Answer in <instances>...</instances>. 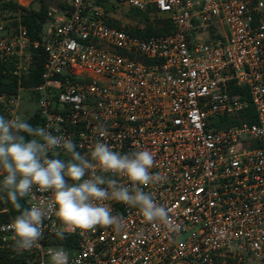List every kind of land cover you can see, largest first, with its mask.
Returning <instances> with one entry per match:
<instances>
[{
    "label": "built area",
    "instance_id": "1",
    "mask_svg": "<svg viewBox=\"0 0 264 264\" xmlns=\"http://www.w3.org/2000/svg\"><path fill=\"white\" fill-rule=\"evenodd\" d=\"M32 1L0 0V67L20 83L42 51L43 82L0 93V115L22 118L27 92L39 126L89 159L96 142L151 151L150 172L164 179L140 187L169 222L153 225L138 208L107 201L126 229L59 240L53 215L38 249L17 253L13 233L0 230V264H51L57 248L69 264H264V0H68L49 8L39 39L21 22ZM123 9L169 19L171 32L136 35L116 24ZM34 193L27 208L51 197ZM12 220L0 201V226Z\"/></svg>",
    "mask_w": 264,
    "mask_h": 264
},
{
    "label": "clouds",
    "instance_id": "2",
    "mask_svg": "<svg viewBox=\"0 0 264 264\" xmlns=\"http://www.w3.org/2000/svg\"><path fill=\"white\" fill-rule=\"evenodd\" d=\"M60 151L71 158L60 159ZM49 153L55 155L50 157ZM90 157L77 151L71 138L54 134L49 126H33L19 115L13 119L0 115V201L11 203L19 211L22 198L34 197V188L51 193L50 198H42L20 211L10 224L0 226V230L13 233L14 251L41 248L44 220L53 215L59 223L52 224L51 230L59 240L77 230L94 231L98 226L115 231L126 229L124 218L114 215L107 201L138 208L153 225L169 222V210L140 187L164 179L150 172L155 164L151 151L122 154L107 143L96 142ZM98 173L127 178L131 184H121ZM49 255L51 264H69L63 248L50 249Z\"/></svg>",
    "mask_w": 264,
    "mask_h": 264
},
{
    "label": "trees",
    "instance_id": "3",
    "mask_svg": "<svg viewBox=\"0 0 264 264\" xmlns=\"http://www.w3.org/2000/svg\"><path fill=\"white\" fill-rule=\"evenodd\" d=\"M100 1L101 3L104 4L109 0H100ZM37 2L40 5L39 10H35L30 7L29 8L20 7L22 11H24V13L21 15V22L27 28L30 36L34 39H39V34L42 31L43 25L48 20V10H49L48 6L46 5V0H37ZM9 6L14 9L19 8V6L13 3H11ZM133 11L137 14H142L146 18H149V15L145 13H140L136 10ZM156 20L159 26H153L152 24H150L147 27L146 32H142L141 30H135L132 32L136 35H140L143 37H147L153 34L165 35L171 32V23L169 19L156 18ZM44 63H45V55L42 51H38L37 54L35 55L33 67L30 69L28 75H25L21 78L20 83L16 77L12 76L10 69H6L8 70V72L5 74L4 73L5 68L0 67V93L5 92L8 94H16L19 85L26 89L39 86L43 82L42 76L44 73ZM24 120H26L28 123H30L33 126H39L41 122L39 115L36 112L31 117ZM20 202L22 204V209L19 211L11 203H8L10 207V216L12 219H14L15 216L19 215L20 211H22L24 208H27L26 198H22Z\"/></svg>",
    "mask_w": 264,
    "mask_h": 264
},
{
    "label": "rangeland",
    "instance_id": "4",
    "mask_svg": "<svg viewBox=\"0 0 264 264\" xmlns=\"http://www.w3.org/2000/svg\"><path fill=\"white\" fill-rule=\"evenodd\" d=\"M67 1L68 0H46V5L48 8H60L64 7ZM29 7L39 10L40 5L37 0H33ZM156 18H146L142 14L135 13L133 10L123 9L116 15V23L123 24L132 31L141 29L142 32H146L150 24L159 26ZM21 110L23 119L31 117L36 112V103L34 100L30 99V95L27 92L21 93Z\"/></svg>",
    "mask_w": 264,
    "mask_h": 264
},
{
    "label": "crops",
    "instance_id": "5",
    "mask_svg": "<svg viewBox=\"0 0 264 264\" xmlns=\"http://www.w3.org/2000/svg\"><path fill=\"white\" fill-rule=\"evenodd\" d=\"M51 8V7H50Z\"/></svg>",
    "mask_w": 264,
    "mask_h": 264
}]
</instances>
